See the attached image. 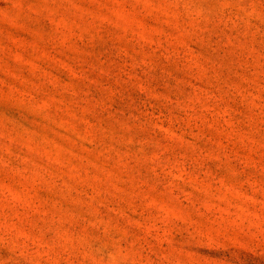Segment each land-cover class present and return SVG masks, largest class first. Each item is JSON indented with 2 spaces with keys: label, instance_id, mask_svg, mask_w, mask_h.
Listing matches in <instances>:
<instances>
[{
  "label": "rangeland",
  "instance_id": "1",
  "mask_svg": "<svg viewBox=\"0 0 264 264\" xmlns=\"http://www.w3.org/2000/svg\"><path fill=\"white\" fill-rule=\"evenodd\" d=\"M0 264H264V0H0Z\"/></svg>",
  "mask_w": 264,
  "mask_h": 264
}]
</instances>
